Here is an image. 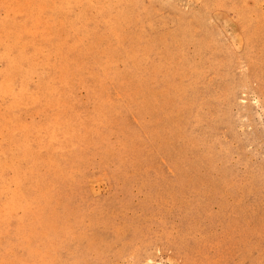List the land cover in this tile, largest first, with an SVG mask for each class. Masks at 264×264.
Wrapping results in <instances>:
<instances>
[{"label":"rangeland","instance_id":"374dc122","mask_svg":"<svg viewBox=\"0 0 264 264\" xmlns=\"http://www.w3.org/2000/svg\"><path fill=\"white\" fill-rule=\"evenodd\" d=\"M0 264H264V0H0Z\"/></svg>","mask_w":264,"mask_h":264},{"label":"bare ground","instance_id":"6f19581e","mask_svg":"<svg viewBox=\"0 0 264 264\" xmlns=\"http://www.w3.org/2000/svg\"><path fill=\"white\" fill-rule=\"evenodd\" d=\"M53 129H55V125H53V124H49L48 126H47V133H45L44 134V137L45 138H49V139H51V140H54L55 138H54V136H53V132L51 131V130H53ZM50 140V141H51ZM48 150H50V149H48ZM49 152V151H48ZM33 164L31 165V166H33L34 164H35V162H32ZM69 174V173H68ZM61 176H63V174L61 175ZM57 175H53L52 176V178H54V180H52V181H50L51 183L53 182L54 184H55V187H56V184H57ZM67 178V177H66ZM59 179V178H58ZM49 182V183H50ZM58 183H60V182H58ZM54 187V188H55ZM53 188V189H54ZM10 208V207H9ZM12 208V207H11Z\"/></svg>","mask_w":264,"mask_h":264}]
</instances>
